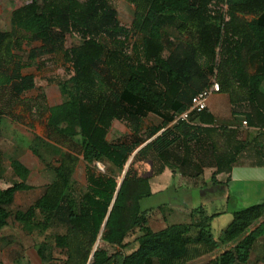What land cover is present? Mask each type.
<instances>
[{
    "label": "trees",
    "instance_id": "1",
    "mask_svg": "<svg viewBox=\"0 0 264 264\" xmlns=\"http://www.w3.org/2000/svg\"><path fill=\"white\" fill-rule=\"evenodd\" d=\"M121 1L135 7L130 28L121 25L111 0H30L13 11L14 32H0V88L16 96L36 88L35 76L23 73L27 62L60 57L70 66V77L57 83L63 103L47 109V126L79 145L87 164V189L78 194L73 183L80 157L47 143L60 158L56 165L48 163L55 179L26 211L13 212L16 194L30 189L29 169L13 159L22 181L0 187V233L9 227L21 230L48 264H192L224 246L230 249L206 264H250L264 237V202L234 212L219 239L212 232L218 215L202 207L193 211L191 223L154 231L148 211L141 209L142 200L152 196L150 179L131 166L156 161L181 138H206L217 167L212 182H218V174H231L247 149L236 130L216 127L208 110L191 114L190 122L174 120L210 86V69L217 71L234 114L246 102L248 125L264 129V94L255 87L264 81V0ZM250 15L256 19L243 18ZM69 36L79 43L67 48ZM24 43L40 45L31 49L26 63L16 55ZM162 112L170 114L163 127L144 126L148 114L163 117ZM114 121L125 123L132 135L112 140ZM97 164L106 172H99ZM54 224L66 233L55 235L52 244L47 235ZM136 233L138 245L126 253L133 245L128 238ZM99 237L113 252L99 247L94 252Z\"/></svg>",
    "mask_w": 264,
    "mask_h": 264
},
{
    "label": "crops",
    "instance_id": "2",
    "mask_svg": "<svg viewBox=\"0 0 264 264\" xmlns=\"http://www.w3.org/2000/svg\"><path fill=\"white\" fill-rule=\"evenodd\" d=\"M247 21L256 19V16H243ZM183 42H188V37H182ZM40 46V45H39ZM63 65L65 64L62 60ZM66 65V64H65ZM70 68L69 65H66ZM209 74V85L217 81V71L207 70ZM255 71L252 70L251 74ZM255 87L264 94V81H258ZM63 101L60 103L62 104ZM58 104V105H60ZM57 106V105H54ZM53 107V106H51ZM215 117V126L224 127L238 132V139L247 144L237 163L234 165L230 175L218 174L217 183H213V177L217 173V167L212 153V146L208 139L200 138L194 141H186L181 138L172 147L166 150L156 161H144L137 165L140 176L150 179L152 196H163L173 191L176 195L168 196L158 209L148 211L149 224L154 231H161L169 226L189 224L192 222V213L195 209L204 208L210 215H218L214 218L220 220L224 215H232L234 212L249 208L264 202V162L260 155H264V129L244 125L248 105L241 104L234 114L230 97L220 89L214 94L207 109ZM168 115L162 112L163 117L148 114L144 120V126L149 129L164 126V118ZM2 118V119H1ZM0 115V126L3 122ZM49 118V116H48ZM198 124V121L195 122ZM166 128H162L158 135ZM132 135L130 129L121 121H114L110 132L112 140H119ZM164 170L155 175V170ZM230 176V180H229ZM17 195V194H16ZM149 198V199H150ZM229 208L228 212H219V209ZM213 212H210L212 211ZM155 213V214H154ZM154 214V218L153 217ZM154 224L160 229L155 230ZM213 232V231H212ZM222 233V232H221ZM12 232L0 233V264H48L38 254V248L29 237L18 242L12 237ZM219 239V238H217ZM230 249L224 246L220 249L222 253ZM253 256L256 258L254 264H264V237L256 243ZM252 256V257H253ZM59 263V262H58Z\"/></svg>",
    "mask_w": 264,
    "mask_h": 264
},
{
    "label": "rangeland",
    "instance_id": "3",
    "mask_svg": "<svg viewBox=\"0 0 264 264\" xmlns=\"http://www.w3.org/2000/svg\"><path fill=\"white\" fill-rule=\"evenodd\" d=\"M30 0H0V32H14L11 18L14 10L27 5ZM111 4L118 12V19L122 26L130 28L135 19V7L125 1L111 0ZM19 37L23 35L20 32H15ZM79 42L75 37H68L67 48L77 45ZM39 44L24 43L21 51H17L16 55L21 57L22 62L26 63L29 52L32 48ZM60 57H44L37 61L27 62L24 68V75L32 74L35 76L36 88L26 92L22 96H16L10 88H0V115H3V122L0 126V151L2 152V167L4 176L0 179V187L3 189L13 186L22 180L15 175L12 168V160L18 158L22 164L29 169V176L26 184L30 186L29 190L18 192L14 204L11 206L13 212L22 210L26 211L35 201H37L44 193L46 187L55 179V173L48 165H56L60 159L52 148L47 147V143L57 146L67 153H74L80 157V163L74 176L73 189L82 194L87 189V164L80 155V146L75 142H69L55 133L50 131L47 126L48 108L58 105L63 101L60 89L57 85L58 81L70 77L71 70L65 64L63 65ZM2 119V118H1ZM37 137L42 138V141L37 140ZM36 150L37 154L33 152ZM134 158V157H133ZM133 158L129 164H132ZM97 170L105 173L106 168L97 164ZM133 170L137 169V164L131 166ZM122 176V175H121ZM122 178V177H121ZM176 195L173 191L163 196L156 198H147L142 200V211H151L158 209L160 204L165 202L166 197ZM229 209V208H228ZM227 208L219 209V212H228ZM212 210V209H211ZM210 212H213L210 211ZM155 214V213H154ZM154 214L153 217L154 218ZM211 214V213H210ZM233 221L232 215H224L220 220H216L213 224V234L215 238H219L221 232L225 230ZM152 219L151 225L155 230L157 227ZM18 228V227H17ZM12 232L16 242L18 239L23 240L24 235L19 229L6 228L1 233ZM66 229L54 224L48 231V240L53 244V238L57 234H65ZM139 233L131 235L128 241L131 242V247L126 251L130 253L137 247L136 238ZM28 237V236H27ZM2 241H0L1 243ZM0 246H3L0 244ZM16 246H20L19 242ZM99 248L110 249L102 240ZM114 250V249H113ZM111 252H113L111 250ZM222 251L218 250L214 254L204 257L192 264H206ZM252 257L250 264H254L256 258ZM4 256H0L3 260Z\"/></svg>",
    "mask_w": 264,
    "mask_h": 264
},
{
    "label": "built area",
    "instance_id": "4",
    "mask_svg": "<svg viewBox=\"0 0 264 264\" xmlns=\"http://www.w3.org/2000/svg\"><path fill=\"white\" fill-rule=\"evenodd\" d=\"M220 89V84L217 81H213L207 89L193 97L191 105L186 112L175 116L174 123L190 122L191 114L201 113L207 110L211 97L214 94L219 93ZM244 125H247V121H244Z\"/></svg>",
    "mask_w": 264,
    "mask_h": 264
},
{
    "label": "water",
    "instance_id": "5",
    "mask_svg": "<svg viewBox=\"0 0 264 264\" xmlns=\"http://www.w3.org/2000/svg\"><path fill=\"white\" fill-rule=\"evenodd\" d=\"M143 147H144V146H143ZM143 147H141L140 149H138V151L141 150ZM138 151H137V152H138ZM137 152H136V153H137ZM131 160H132V159H131ZM131 160L129 161V163H128L126 169H125V172H124L123 178L121 179V182H120V186H119V188H120L121 185H122L123 179H124V177H125V175H126V173H127V169H128V166H129ZM100 241H101V238L99 237L98 240H97V242H96V245H95V248H94V252H95L96 249L99 247V245H100ZM93 255H94V253H93Z\"/></svg>",
    "mask_w": 264,
    "mask_h": 264
}]
</instances>
